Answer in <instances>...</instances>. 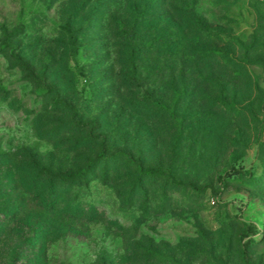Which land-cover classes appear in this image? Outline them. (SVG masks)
I'll use <instances>...</instances> for the list:
<instances>
[{"label":"rangeland","instance_id":"1","mask_svg":"<svg viewBox=\"0 0 264 264\" xmlns=\"http://www.w3.org/2000/svg\"><path fill=\"white\" fill-rule=\"evenodd\" d=\"M143 1L0 0V163L39 153L82 181L94 215L49 241L46 263L264 264V0H147L183 42L204 25L222 35L209 48H252L251 76L214 60L124 65L119 36ZM67 31L79 40L64 58ZM13 228L0 264H34Z\"/></svg>","mask_w":264,"mask_h":264},{"label":"trees","instance_id":"2","mask_svg":"<svg viewBox=\"0 0 264 264\" xmlns=\"http://www.w3.org/2000/svg\"><path fill=\"white\" fill-rule=\"evenodd\" d=\"M130 25V31H122L119 37L123 38L121 46L124 49L122 55L125 60L124 65L132 64V68L135 69L137 62L144 59H161L163 65L165 64L164 69L168 70L167 67L171 65V71L177 67L180 60L188 64L193 61L209 64L214 60L222 65L227 62L235 74L251 76V68L260 63L258 58L251 57L252 48L250 47L230 53L228 49L225 53L216 47L209 48L205 43L215 42L213 39L217 40L222 35L204 25L199 28L194 26L193 31H188L190 38L186 37L187 40L183 42L175 31H167L166 28L160 27L156 19V10L147 0L137 7ZM78 34L79 31H67V34L63 35L59 47L63 49L64 58L68 57L77 44ZM215 52L219 53L217 55L219 58L214 56ZM167 63L170 64L167 65ZM132 73L130 70L125 71L123 76L128 81L132 76H136L134 72ZM64 75L73 77L69 68L65 70ZM65 101L68 102L66 98L62 100V102ZM44 112H50L48 107L44 109ZM89 134L82 138L85 142L83 144L91 148L97 147L98 145L95 144L97 137ZM96 156L98 157L85 160L84 164L87 166L79 168L80 174L87 173L91 166L97 163L100 156ZM13 157L10 159L9 156L3 155V161L0 163L1 172L6 168L4 175H0L2 176L0 177V185H2L0 187V233H7L9 225L12 224L18 240L21 241L15 256L18 254L22 257L29 254L27 255L29 263L47 264L45 259L47 243L58 238V235L65 234L69 228H72L73 223L84 224L93 220L94 215L88 213L81 201H78L76 190L82 186V181L78 177L64 176L63 174L66 173L62 172V168H56L54 164L45 165L44 158L35 151L32 153L23 151ZM148 172L154 173L155 170L147 169L144 174ZM16 198L18 201H14ZM65 221L66 224H64Z\"/></svg>","mask_w":264,"mask_h":264}]
</instances>
